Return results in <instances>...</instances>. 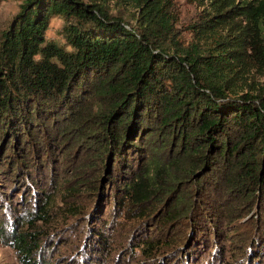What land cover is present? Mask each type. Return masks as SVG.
I'll return each mask as SVG.
<instances>
[{
  "label": "trees",
  "instance_id": "16d2710c",
  "mask_svg": "<svg viewBox=\"0 0 264 264\" xmlns=\"http://www.w3.org/2000/svg\"><path fill=\"white\" fill-rule=\"evenodd\" d=\"M203 11L186 29L179 26L174 0H22L0 32V154L10 151L7 165L42 164L40 152L60 149L72 128L59 127L73 116L77 127L87 122L88 132L101 142L98 164L118 173L137 156L132 178L122 184L124 195L117 197L125 209L135 206L138 218L152 211L149 202L162 182L184 183L172 168L199 157L204 175L225 165L228 189L240 191L238 199L249 206L246 214L254 211L260 220L253 224V240L261 244L264 0H209ZM53 17L61 21L62 43L47 38ZM152 134L157 139L147 140ZM169 140L172 152L163 162L158 152ZM185 167L191 177L194 169ZM30 182L39 183L36 177ZM181 197L166 221L186 210L181 211ZM39 199L40 211L32 220H20L14 232L13 245L25 264L36 262L40 248L34 224L47 219L49 196ZM96 234L104 248L107 240ZM154 242L143 238L137 246L150 255L162 246ZM252 251V264L264 259V249Z\"/></svg>",
  "mask_w": 264,
  "mask_h": 264
},
{
  "label": "rangeland",
  "instance_id": "374dc122",
  "mask_svg": "<svg viewBox=\"0 0 264 264\" xmlns=\"http://www.w3.org/2000/svg\"><path fill=\"white\" fill-rule=\"evenodd\" d=\"M21 2H0V32ZM174 2L179 12V26L186 29L198 21L209 4V0ZM113 10L123 11L116 7ZM60 26V19L51 18L47 38L62 43ZM184 37L192 40L187 32ZM77 125L72 116L59 127L72 129L63 135L64 142L59 145L60 149L54 150L55 154L40 152L38 161L42 164L19 169L7 165V158L12 157L10 151L0 154V264H25L13 245L14 232L21 228L20 220H32L40 211V194L48 195L50 203L47 219L34 224L41 240L40 248L33 255L34 264H102L101 259L104 264H252V250L264 249V240L261 244L257 243L260 240H253V224L258 220L256 212L247 215L249 206L238 199L240 191L228 189L227 180L223 178L225 165L219 163L220 168L214 167L204 175L206 168L196 157L197 162L188 161L172 168L176 169V176L183 177L184 183L166 185L167 182H162V190L149 202H153L154 208L145 215L147 217L138 218L140 211L135 206L125 209L118 204L122 203V198L117 197L124 195L122 184L132 178L130 166L135 167L137 156L129 159V169L115 173L104 162L98 164L96 153L101 142L92 135L93 131L88 132L87 122ZM146 139L153 141L157 136L152 134ZM169 144L170 140L168 148L158 152L163 162L172 152ZM68 147L70 150L62 155ZM175 149L172 146L173 153ZM105 152L107 155L108 151ZM3 156H7L6 159ZM29 156L32 159L31 152ZM106 160L107 157L105 163ZM189 165L194 169L189 171L191 177L184 171ZM35 177L39 183L34 185L30 181ZM111 178L116 179L111 181ZM180 196H183L182 201L184 199L181 211L186 210L182 216L166 221V212ZM99 231L107 240L104 248L97 243L96 232ZM148 237L155 244H162L150 255L137 246ZM258 260L264 262L263 258ZM259 261L258 264H264Z\"/></svg>",
  "mask_w": 264,
  "mask_h": 264
}]
</instances>
